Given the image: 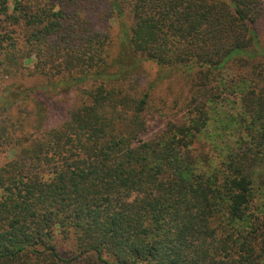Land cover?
I'll return each mask as SVG.
<instances>
[{
    "label": "trees",
    "instance_id": "trees-1",
    "mask_svg": "<svg viewBox=\"0 0 264 264\" xmlns=\"http://www.w3.org/2000/svg\"><path fill=\"white\" fill-rule=\"evenodd\" d=\"M263 16L264 0H0V264H264ZM143 61L186 77L183 110H153ZM58 88L76 98L50 126Z\"/></svg>",
    "mask_w": 264,
    "mask_h": 264
},
{
    "label": "rangeland",
    "instance_id": "rangeland-1",
    "mask_svg": "<svg viewBox=\"0 0 264 264\" xmlns=\"http://www.w3.org/2000/svg\"><path fill=\"white\" fill-rule=\"evenodd\" d=\"M113 33L117 32V25L111 21L110 25ZM258 31L261 44L264 46V16L258 22ZM136 79L140 87L148 90L151 95L153 110H160L164 113L174 114L175 111L183 110L186 94L187 80L183 75L170 74L166 68L158 66L152 61H143L139 70L136 72ZM91 82V81H90ZM87 86V84H86ZM3 88V87H2ZM0 86V89H2ZM76 91L66 92L62 88L55 89L51 94L44 97V102L49 110L48 124L51 126L63 118L67 106L74 102ZM164 120L157 116L151 122V130L147 136L155 133L163 127ZM13 152L0 155V162L5 158L12 157ZM61 238V237H60ZM62 250H70L71 246L66 241H59Z\"/></svg>",
    "mask_w": 264,
    "mask_h": 264
}]
</instances>
